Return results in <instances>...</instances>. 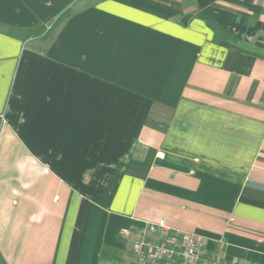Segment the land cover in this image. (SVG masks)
<instances>
[{
  "label": "crops",
  "instance_id": "0c3cea01",
  "mask_svg": "<svg viewBox=\"0 0 264 264\" xmlns=\"http://www.w3.org/2000/svg\"><path fill=\"white\" fill-rule=\"evenodd\" d=\"M161 219L264 264V0H0V264Z\"/></svg>",
  "mask_w": 264,
  "mask_h": 264
},
{
  "label": "built area",
  "instance_id": "2783aa9c",
  "mask_svg": "<svg viewBox=\"0 0 264 264\" xmlns=\"http://www.w3.org/2000/svg\"><path fill=\"white\" fill-rule=\"evenodd\" d=\"M131 252L135 264H239L219 255H208L203 238L173 230L163 219L145 225L142 234L132 242Z\"/></svg>",
  "mask_w": 264,
  "mask_h": 264
},
{
  "label": "rangeland",
  "instance_id": "374dc122",
  "mask_svg": "<svg viewBox=\"0 0 264 264\" xmlns=\"http://www.w3.org/2000/svg\"><path fill=\"white\" fill-rule=\"evenodd\" d=\"M119 258L120 259H123V260H120ZM104 262H107L105 264H135L133 262V260L132 261H131V259L128 260V257L126 255H124V254H123V258H121L120 256H118L116 258L114 257V258H110L108 260H105Z\"/></svg>",
  "mask_w": 264,
  "mask_h": 264
},
{
  "label": "trees",
  "instance_id": "16d2710c",
  "mask_svg": "<svg viewBox=\"0 0 264 264\" xmlns=\"http://www.w3.org/2000/svg\"><path fill=\"white\" fill-rule=\"evenodd\" d=\"M45 37H48V34H47V36H45ZM225 39H226V37H225ZM227 40V39H226ZM114 255V254H113ZM115 258H116V256H114ZM114 257H112V258H114ZM120 260H122V259H120Z\"/></svg>",
  "mask_w": 264,
  "mask_h": 264
}]
</instances>
